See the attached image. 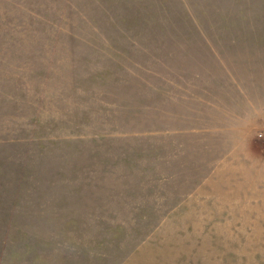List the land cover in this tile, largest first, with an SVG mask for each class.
<instances>
[{
    "label": "rangeland",
    "instance_id": "rangeland-1",
    "mask_svg": "<svg viewBox=\"0 0 264 264\" xmlns=\"http://www.w3.org/2000/svg\"><path fill=\"white\" fill-rule=\"evenodd\" d=\"M0 264H264V0H0Z\"/></svg>",
    "mask_w": 264,
    "mask_h": 264
}]
</instances>
